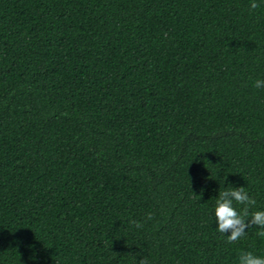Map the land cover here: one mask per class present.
Here are the masks:
<instances>
[{
    "label": "trees",
    "instance_id": "obj_1",
    "mask_svg": "<svg viewBox=\"0 0 264 264\" xmlns=\"http://www.w3.org/2000/svg\"><path fill=\"white\" fill-rule=\"evenodd\" d=\"M257 2L0 0V264L264 257L215 217L264 211Z\"/></svg>",
    "mask_w": 264,
    "mask_h": 264
},
{
    "label": "clouds",
    "instance_id": "obj_2",
    "mask_svg": "<svg viewBox=\"0 0 264 264\" xmlns=\"http://www.w3.org/2000/svg\"><path fill=\"white\" fill-rule=\"evenodd\" d=\"M260 7L257 0H250V11L254 12ZM254 87L264 89V79H257L254 82ZM235 204L243 205L239 211L234 206ZM256 205V200L251 198L247 189L244 187L220 190L219 198L216 199L215 217L218 223L216 229L219 233L227 238L229 244L237 242L242 237H245L248 232L246 229H251L253 226L259 229L256 235L264 239V211H255L250 213L249 209ZM153 219V215L149 213L146 221ZM131 224L136 228H143V223L132 220ZM231 233L230 235H226ZM137 264H149L147 257L137 260ZM239 264H264V257L256 256L251 251L242 252L239 256Z\"/></svg>",
    "mask_w": 264,
    "mask_h": 264
}]
</instances>
